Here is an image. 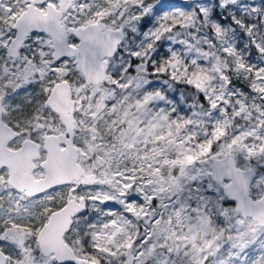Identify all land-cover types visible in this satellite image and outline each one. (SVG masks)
<instances>
[{
	"label": "snow or ice",
	"instance_id": "snow-or-ice-1",
	"mask_svg": "<svg viewBox=\"0 0 264 264\" xmlns=\"http://www.w3.org/2000/svg\"><path fill=\"white\" fill-rule=\"evenodd\" d=\"M0 264H264V0H0Z\"/></svg>",
	"mask_w": 264,
	"mask_h": 264
}]
</instances>
